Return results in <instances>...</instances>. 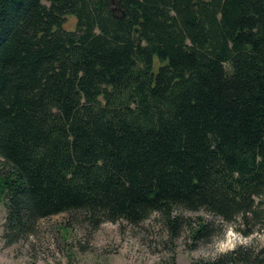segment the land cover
Instances as JSON below:
<instances>
[{"label":"trees","instance_id":"16d2710c","mask_svg":"<svg viewBox=\"0 0 264 264\" xmlns=\"http://www.w3.org/2000/svg\"><path fill=\"white\" fill-rule=\"evenodd\" d=\"M0 195L8 244L71 213L264 234V0H0Z\"/></svg>","mask_w":264,"mask_h":264},{"label":"rangeland","instance_id":"374dc122","mask_svg":"<svg viewBox=\"0 0 264 264\" xmlns=\"http://www.w3.org/2000/svg\"><path fill=\"white\" fill-rule=\"evenodd\" d=\"M76 22L65 18L64 28ZM4 198L0 195V264H191L212 260L238 246H264V234L227 225L210 214L175 210L170 219L152 214L138 225L102 222L94 226L84 213L60 214L38 222L33 234L13 244L3 238ZM176 221V222H174ZM209 225L214 235L194 240L192 231Z\"/></svg>","mask_w":264,"mask_h":264},{"label":"flooded vegetation","instance_id":"af4514ba","mask_svg":"<svg viewBox=\"0 0 264 264\" xmlns=\"http://www.w3.org/2000/svg\"><path fill=\"white\" fill-rule=\"evenodd\" d=\"M112 4H115L118 0H110Z\"/></svg>","mask_w":264,"mask_h":264}]
</instances>
